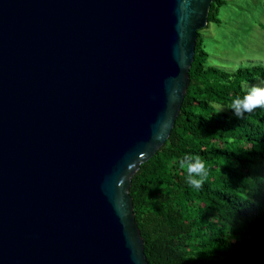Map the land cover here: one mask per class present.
Listing matches in <instances>:
<instances>
[{"label":"water","instance_id":"1","mask_svg":"<svg viewBox=\"0 0 264 264\" xmlns=\"http://www.w3.org/2000/svg\"><path fill=\"white\" fill-rule=\"evenodd\" d=\"M212 1L0 0V264H150L131 180Z\"/></svg>","mask_w":264,"mask_h":264},{"label":"trees","instance_id":"2","mask_svg":"<svg viewBox=\"0 0 264 264\" xmlns=\"http://www.w3.org/2000/svg\"><path fill=\"white\" fill-rule=\"evenodd\" d=\"M223 4L211 2L208 23ZM202 29L170 135L132 177L135 220L150 264H264V108L241 119L230 109L245 84L264 81V64H208ZM185 154L209 168L200 189L186 183Z\"/></svg>","mask_w":264,"mask_h":264},{"label":"rangeland","instance_id":"3","mask_svg":"<svg viewBox=\"0 0 264 264\" xmlns=\"http://www.w3.org/2000/svg\"><path fill=\"white\" fill-rule=\"evenodd\" d=\"M217 16V22L201 28L208 64L231 72L264 64V0H224Z\"/></svg>","mask_w":264,"mask_h":264},{"label":"clouds","instance_id":"4","mask_svg":"<svg viewBox=\"0 0 264 264\" xmlns=\"http://www.w3.org/2000/svg\"><path fill=\"white\" fill-rule=\"evenodd\" d=\"M264 81H261L259 85H252L241 98L237 96L232 99L230 109L234 115L241 119L245 113H251L256 108H264ZM158 130L154 134V139L160 138V133L164 128V124L159 122ZM180 168L184 169L187 173L186 183L195 189L203 187L205 181L209 176V168L204 159L198 155L185 154L179 160ZM131 167V165H129Z\"/></svg>","mask_w":264,"mask_h":264}]
</instances>
